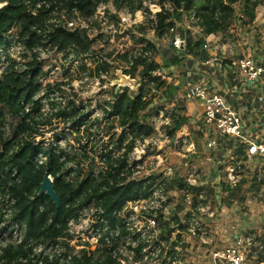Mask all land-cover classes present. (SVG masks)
<instances>
[{"label": "built area", "instance_id": "built-area-1", "mask_svg": "<svg viewBox=\"0 0 264 264\" xmlns=\"http://www.w3.org/2000/svg\"><path fill=\"white\" fill-rule=\"evenodd\" d=\"M118 1L121 2L94 0L95 12L110 13L114 22L104 24L96 31H88V37L98 39L101 45L108 48L116 47L118 36L122 33L115 23L129 29L131 35L142 36L139 25H144L147 19L155 20L162 8L158 0H140L141 8L131 11L126 2ZM22 2L33 15L44 4L41 0ZM261 2V13H264V0ZM6 4L0 1V7ZM164 7L172 10L167 4ZM56 12L43 25L45 35H50L51 25L62 23L66 11L57 12L59 15ZM239 17L243 15L240 13ZM182 18L188 20L185 30L197 35L201 30L198 15L190 11L183 13ZM68 25L72 26V23L69 21ZM185 30L177 32L171 29L172 37L161 39L149 30L146 36L156 44L157 50L145 52L146 60L156 63V58L160 54L163 56L167 50H184ZM262 36L261 59L252 56L228 60L215 57L213 61L221 66L227 61L238 80L255 85L258 79L264 77ZM55 51L44 46L30 48L9 29L0 34V147L16 131L21 133L20 143L11 149L12 158L0 161V256L3 247L16 246L26 240L32 250L27 256L19 258L21 263L44 264L47 260L51 264H103V255L100 254L107 249L108 264H187L183 252L200 246L210 249L213 242L211 231L197 219L214 220L217 212L203 192L194 190L199 183L194 162L182 161L188 153L195 152L194 144H185L177 136L170 138L167 134L161 140L151 135L134 140L132 144H129L131 137L128 135L125 141L118 144L110 138L115 132L123 130L122 127L108 126L112 133L98 130L99 125L107 123L106 118L111 113L108 102L124 87L132 86L127 84L118 89L112 86V81L117 78L118 69L127 73L132 68L133 55L127 54L123 59L118 51L107 56L89 49L84 53L65 51L64 58L60 59L54 57ZM86 57L106 62L107 70H98L91 75L84 72L68 83L42 87L36 93L25 96H17L2 82V75L10 65L21 74L27 71L30 63L44 70L47 80L58 81L62 77L67 78L65 63L78 68ZM165 76L162 72L163 82ZM167 86L169 84L166 83ZM157 87L160 90V86ZM184 103L187 112L203 119L200 130L207 139L208 148L216 151L213 158L221 164L226 184L233 187L247 179V163L255 165L257 157L264 159V138L247 135L237 108L225 96L210 91L200 83L188 87ZM148 110L149 105L140 113V119L151 124L155 131ZM30 132L32 137H29ZM236 145L245 146V152L239 158L232 153ZM169 147H173L174 153L180 157L173 165L168 164L163 156ZM182 162L187 170L182 182L176 181L168 186L160 183L161 178L178 177V166ZM89 165L95 166L94 176L103 174L105 169L116 172L120 168V176H126L125 182L144 175L146 179H152L151 191L147 196L120 201L109 214L94 203L66 201L67 182L78 169ZM44 176L50 180L58 204L45 194L46 197L36 195L32 203L26 204L14 217L16 204L9 192L30 188L32 183L39 182ZM27 180H31V184L28 185ZM57 187L63 188V191ZM41 197L43 204L39 201ZM45 203H50L51 207L44 206ZM177 206L181 207L179 211L187 210L189 215L166 221L162 210H172ZM39 214L50 218L45 228L37 225ZM31 226L35 231L42 230L45 238L34 241L35 232L31 234L28 231ZM236 228L225 240L228 245L214 249L210 255L211 263L264 264V239L257 238L250 227L236 225Z\"/></svg>", "mask_w": 264, "mask_h": 264}, {"label": "trees", "instance_id": "trees-1", "mask_svg": "<svg viewBox=\"0 0 264 264\" xmlns=\"http://www.w3.org/2000/svg\"><path fill=\"white\" fill-rule=\"evenodd\" d=\"M0 1L7 2L5 6L0 7V34L9 29L30 48L44 46L52 50L56 49L54 57L60 59L64 58L65 51L84 53L89 49L107 56L118 51L123 59L126 58L127 54L133 55L134 64L127 71V74H130L132 77H139L138 91L132 92L128 89H123L121 92L115 94L114 99L108 102L111 113L106 118L107 123L98 126L100 132L108 130V133H112L108 129V126L122 127L123 130L115 132L110 138V140L117 141L118 144L125 141L128 135L131 137L129 144H132L134 140L150 137L154 132L151 124L140 119V113L156 98L154 88L158 85L157 81H151L155 79L152 75L150 77L151 80H142L146 75L151 74L153 70L160 66L156 63L149 65V61L144 56L145 52L157 50L156 44L150 37L146 36L149 30L153 31V35L156 38L168 37L171 29L176 27V23L182 21L183 13L195 12L199 17L198 24L201 26V31L197 35H194L189 30H185L184 50L186 57L197 59L201 56V51L205 44V35L227 29L230 19L234 17V3L241 5L242 12L249 19H252L254 16L253 0H158L162 8L157 13L156 19H147L144 25H139V30L143 33L142 36L131 35L129 29L115 23L117 29L122 33L118 36L116 47L112 46L108 48L101 45L98 39L88 37V31H96L102 25L114 22L110 13L97 14L95 12L94 0H41L44 4L35 15L28 11L27 5L22 0ZM115 1L117 4L121 2ZM122 1L126 2L131 11L141 8L140 0ZM164 4H167L172 10L166 9ZM61 10L66 11L64 17H62V23L58 26L51 25L50 35H45L43 33V25L54 11L59 12ZM57 12L56 14L59 15ZM69 21L72 23V26L68 25ZM86 58L80 63L78 68H72L70 64L65 63L64 69L67 72V78L62 77L58 81L47 80L44 70L30 63L27 71L21 74L16 73L14 66L10 65L2 75V82L6 87L14 90L17 96H25L36 93L42 87L50 88L58 84L68 83L84 72L91 75L98 70H107L106 62H102L94 57ZM178 59L175 58L174 63ZM156 77L160 78L159 76ZM163 86V96L170 98L172 96V88L170 86L166 87L165 84ZM185 119L184 116H176L174 119L172 115L170 125L173 128L170 129L168 135H174L177 128ZM23 128L24 126L21 127V129ZM124 130H127V132L125 133ZM20 134V132L16 131L10 140L2 142L0 161H7L12 158L11 149L13 145L20 143ZM29 137H32L31 132L29 133ZM163 156L166 162L171 165L180 159L174 153L173 147H169ZM94 169V165H89L75 172L74 176L67 182L69 188L66 193V201L73 200L76 203H94L100 205L104 209L105 214H109L120 201L134 200L140 196H147L151 191L152 179H146L144 175L125 182L126 176L124 178L120 176V168L116 172L105 169V172L103 174L98 173V176L93 175ZM176 181L182 182L183 180H180L178 177H171L170 180L167 178L160 179V183L165 185L175 183ZM227 189L232 188L227 187ZM235 192V188L233 191H229V197H233ZM39 201L42 204L44 203L42 197ZM49 204L45 203L44 206L48 207ZM180 209L181 207L177 206L173 211H179ZM18 213L15 210L13 216L16 217ZM1 220L2 213H0ZM175 220H178V217ZM41 237L45 238L43 231L36 230L35 235H33L34 241H39ZM28 245V240H26L16 246L7 245L3 247L0 264H37L19 262L20 257H25L31 252L32 248ZM100 255H103L102 263L108 264L110 258L107 254V249H103ZM44 264H51V262L45 260Z\"/></svg>", "mask_w": 264, "mask_h": 264}, {"label": "rangeland", "instance_id": "rangeland-1", "mask_svg": "<svg viewBox=\"0 0 264 264\" xmlns=\"http://www.w3.org/2000/svg\"><path fill=\"white\" fill-rule=\"evenodd\" d=\"M226 30L227 31L225 32H221L222 34L219 33V35H222L221 40L235 39L234 49L236 53L242 54V52H246L251 48L257 47V41L259 40H256L255 38H257V36L261 34V23H254L253 21L250 22L247 20H244L243 22L232 20L229 22ZM245 32L248 33V35H251V38H247ZM161 61L162 62L160 63L156 62V64L160 66L153 70L151 74L146 75L142 81L150 79L151 75H154L155 79L150 80L155 82L157 81V86H160L161 88H164L163 84H165L166 86V83H168L169 85H173L175 83H171V81H176V78H174V74H172L173 72H171V67L166 66L165 64L167 60L161 59ZM151 62H153V60H151ZM151 64L152 63H150L149 65ZM167 68H169L170 70L168 74H166L168 70ZM162 72L164 73V75H166L165 77L171 75L169 81L162 82ZM156 76H159L160 78L158 79ZM130 77L134 78L135 80L137 79V83L133 84L130 87L126 86L127 88H124L132 92H137L140 79L138 76L132 77L130 75ZM116 79L119 78L117 77ZM155 89L160 97L156 96V98H154L153 101L150 102L149 110L147 111V113L150 116L155 127V131L152 135L157 140H161L166 134L168 135L170 129L173 128L172 125H170L171 116L173 115L174 119L176 116L185 117L183 113L184 110H186V107H182V105L185 106V103L181 96L170 98L163 97L161 99L158 88L155 87ZM185 118H187V121H185L186 119L182 121V123L176 130L175 136L178 137V140L182 139L185 144L193 143L194 147L196 146L195 153L187 156V161L194 162L193 164L199 173V183L194 188V190L203 192L205 194V196L210 200L212 208L216 209L215 211L217 212V217H215L214 220L204 219V217L197 219L198 222L201 223V225H204L206 229H209L211 231L213 242L210 246V249H203V247L200 246L198 249H190L186 252H183L184 259L187 264H212L210 255L212 254L214 249L221 248L222 245H228V242L225 241L224 238H230V236L232 235V231L236 229L237 223H241L244 220H250L254 222L257 214L261 215V217L264 219V162H261V165H258V163L255 165L254 163H247L248 178L244 179L236 186H233L236 192L235 195L230 198L228 195L230 194L229 191H233L234 188L226 184V182L223 180V171L220 165H218L220 169L219 174L213 173L214 164L209 158V152L204 148V145H206V141L200 130L202 120L197 116L192 115L189 118ZM178 168L179 176L177 174L176 175L180 180H184V175L187 173L184 162H182L178 166ZM167 179L170 180L171 178L168 177ZM42 181L43 178H41L39 182L32 183V186L30 188L25 187V189H15V192H9L10 196L15 200V203H17L15 205V210L21 212L26 204L32 203V201L36 198V195L38 196V191L40 190ZM27 184H31V180H27ZM172 184L175 183L173 182ZM168 185L171 184H167V186ZM227 187H230L232 189H227ZM57 189L63 191V188L61 189V187H57ZM66 189L68 190V188ZM173 194H176L174 190ZM58 195L60 196V192L58 193ZM179 200L182 201L181 198H179ZM50 207L51 206L48 205V208ZM172 210H162V215L165 217L166 221H168V218L170 220H175L176 217H187L189 215L187 210L175 212ZM36 220L37 225L45 228V226L47 225L46 222H48L50 218L45 215L39 214L36 217ZM258 220V222H254L252 224L247 222V224L255 235H259L256 231L260 230L261 240L264 239V223H261V219ZM31 222L33 223L32 220ZM166 224L170 225V223L168 222ZM48 230L49 229H46V231ZM28 231L32 234L33 232H35V229L33 226H31ZM257 238H259V236H257ZM198 243L202 244L200 240H198ZM167 246L171 247V244H167ZM194 246H196V244ZM251 261L253 260L251 259Z\"/></svg>", "mask_w": 264, "mask_h": 264}, {"label": "crops", "instance_id": "crops-1", "mask_svg": "<svg viewBox=\"0 0 264 264\" xmlns=\"http://www.w3.org/2000/svg\"><path fill=\"white\" fill-rule=\"evenodd\" d=\"M252 4L254 5L253 13L254 16L252 19H249L244 12H242V7L239 3H234V17L230 19L237 20V21H250V22H259L261 23V34H263L262 37H264V13H261V0H253ZM242 14L243 17L240 18L239 14ZM229 21V22H230ZM229 24V23H228ZM188 26V20L183 18L181 22H178L176 24V27L174 28L175 31L179 32L181 30H185ZM228 27V25H227ZM263 29V30H262ZM201 31V30H200ZM199 31V32H200ZM227 31V30H225ZM225 31H219L215 33H210L205 35V44L201 51V56L197 59H191L185 56V50H175L170 51L167 50L166 53L161 56V54L156 58V62L160 63L162 62L161 59L167 60L165 62L166 66L171 67V72L174 74V78H176V81H171V83L175 82L173 85H169L170 88H172V96H181V98L184 101V95L188 89L189 86L193 85L194 83H200L207 89H209L212 92L219 93L227 98V100L234 105L237 108V111L239 112L243 125L245 126V130L247 135L253 137V138H264V83H261V81H264V77H261L257 80L255 85H247L243 81L238 80L234 74L232 73V70L228 67V62L226 61L223 66L219 65L217 61H213L215 57L219 58H239L242 56H252L255 58L261 59V34L255 38L257 41V47L251 48L246 52H242V54L236 53L234 49L235 45V39L233 40H221V36L219 33L225 32ZM222 34V33H221ZM247 38H251V35H248L246 33ZM172 37V33L168 35V38ZM233 38V37H232ZM225 41V43H224ZM227 41V42H226ZM230 41V42H229ZM162 52V51H161ZM179 58L178 62L174 63V59ZM170 72L169 68H167ZM165 81H169V78H171V75L168 77H165ZM168 84V83H167ZM159 90V87H157ZM156 90V89H155ZM159 92L163 96V88L160 87ZM157 97L158 96L157 94ZM164 97V96H163ZM165 98V97H164ZM167 98V97H166ZM162 99V97H161ZM158 100V99H155ZM184 108V106L182 105ZM185 117H190L192 114L184 110ZM195 116V115H192ZM203 122V119H201ZM187 121V118L186 120ZM176 133V132H175ZM175 137V134L172 135L170 138ZM204 137V136H203ZM206 141V145H204V148L206 151L209 152V158L212 160L214 164V171L213 173L219 174L221 167V164L219 162H216L213 158L215 156L216 151H212L207 146V139L204 137ZM196 149V146H195ZM245 152V146L244 145H236L234 150L232 151L235 158H239L243 153ZM195 153V152H192ZM192 153L187 154L182 161H187V156H190ZM261 162H264V159L261 157H257L256 164L261 165ZM248 166V165H247ZM264 214V213H263ZM261 219V223H264V219L261 217V215L257 214V217H255L254 222H258ZM248 223L252 224L254 222L244 220L241 223H237V225H241L243 228L248 227ZM237 229V228H236ZM235 229V230H236ZM233 230L232 233L235 231ZM260 237V230L256 231ZM262 232V230H261ZM228 238H224V240H227ZM223 240V241H224Z\"/></svg>", "mask_w": 264, "mask_h": 264}, {"label": "water", "instance_id": "water-1", "mask_svg": "<svg viewBox=\"0 0 264 264\" xmlns=\"http://www.w3.org/2000/svg\"><path fill=\"white\" fill-rule=\"evenodd\" d=\"M116 75L119 79H115L112 81V86L116 88L124 87L127 84L133 85L136 84L137 79L131 78L130 75H127L126 73H123L120 69L116 71ZM46 195L54 200L55 204H58V197L56 192L54 191V188L50 182V180L44 176V179L41 183L40 190L38 191V196Z\"/></svg>", "mask_w": 264, "mask_h": 264}]
</instances>
